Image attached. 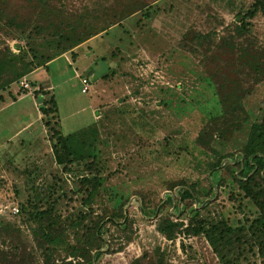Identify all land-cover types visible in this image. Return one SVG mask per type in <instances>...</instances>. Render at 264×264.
I'll return each instance as SVG.
<instances>
[{"label":"rangeland","instance_id":"1","mask_svg":"<svg viewBox=\"0 0 264 264\" xmlns=\"http://www.w3.org/2000/svg\"><path fill=\"white\" fill-rule=\"evenodd\" d=\"M254 1L49 0L46 4L45 0H8L2 5L0 51L8 46L14 53L7 51L3 60L11 59L16 71L23 61L41 65L19 80L13 79L14 69L9 68L5 74L9 85L0 76V264H43L32 256L23 232L5 227L10 219L4 203L26 200L34 185L46 193L58 178L67 183L59 182L60 186L68 188L76 179L55 163L51 131L39 110L43 98L32 95L40 87L55 96L63 133L79 132L72 141L75 156L85 159L100 153L107 159L106 174L111 176L106 199L131 198L126 211L132 221V235L127 233L132 240L108 223L110 253L96 264H130L145 253L152 255L156 248L169 255L171 264H221L204 237L183 234L185 240L173 242L163 236L157 223L174 208L146 220L138 197L147 196L154 206L169 192L170 182L205 178L202 170L208 156L194 140L207 113L218 115L221 108L215 90L202 81L204 68L179 49L181 30L191 25L208 32L216 27L221 34L219 22L227 24L232 18L229 4ZM255 31L264 43V17L256 20ZM80 32L85 39L97 35L73 49L75 56L62 53ZM47 57L53 58L48 66L43 64ZM84 74L92 83L88 93H82L78 77ZM23 79L30 82L31 90L19 95ZM32 82L37 83L36 89ZM247 108L255 113L264 109V82L254 89ZM168 136L173 142L166 152L162 138ZM184 146L189 151L179 159L168 154ZM214 147L220 152L235 150L233 145ZM24 170L30 172L29 184L20 173ZM228 191L224 186L219 190L211 209L234 211ZM256 214L255 210L248 215ZM171 218L183 222L184 228L188 225L187 219L173 214ZM76 263L86 264L85 258L62 253L55 260V264Z\"/></svg>","mask_w":264,"mask_h":264},{"label":"trees","instance_id":"2","mask_svg":"<svg viewBox=\"0 0 264 264\" xmlns=\"http://www.w3.org/2000/svg\"><path fill=\"white\" fill-rule=\"evenodd\" d=\"M45 2L47 4L49 0ZM0 4L1 10L8 0H0ZM229 5L232 18L227 24L223 20L219 22L221 34L216 27L202 32L191 25L179 34V49L204 68L202 81L215 90L221 108L218 115L207 113L205 124L194 140L196 147L209 159L202 170L205 178L194 182L187 179L170 182L169 192L154 206L145 195H140L138 200L146 220L170 206L174 208L161 215L157 223V230L168 240L176 242L183 234L204 237L221 264H264V109L255 113L247 108V100L254 89L264 82V43L255 31L256 20L264 17V0H255L249 5ZM83 37L84 32H80L75 40L71 38L62 53L70 52L75 56L73 49L90 39ZM58 46L62 44L59 42ZM4 50L0 51V76L5 82H11L5 75L9 68L14 69L13 79L19 80L41 65L36 60L23 61L16 71L11 59L3 60L7 51L13 52L8 46ZM51 60L53 58L47 57L43 64ZM32 86L38 87L35 82ZM18 94H28V90L21 88ZM32 95L43 98L39 110L51 131V151L56 165L63 172L73 173L76 179L74 186L68 188L67 185L60 186L59 182H66L58 178L51 182L46 193L34 185L26 200L17 204L4 203V211L10 219L5 227L23 232L32 256L43 264H55L62 253L81 256L86 264H96L103 255L110 253L106 236L108 223L116 226L127 240H132L127 234L132 235V221L126 211L131 198L106 199L110 195L106 183L111 176L106 174L107 159L100 153L78 159L72 141L80 134H64L59 128L55 96L42 87ZM2 98L0 95V100ZM172 142L169 136L162 138L166 152ZM216 143L233 145L235 150L220 152L214 147ZM185 151H189L187 146L177 147L168 154L179 159ZM20 173L27 176L26 183L29 184L30 172ZM223 186L229 188L228 200L233 204V212L211 209ZM13 207H17V213H13ZM98 209L100 213H97ZM255 210V216L248 215ZM171 214L178 219H187V227L184 228L183 222H174ZM186 246L183 244V249ZM168 258L166 252L156 248L152 255L145 253L130 264H171Z\"/></svg>","mask_w":264,"mask_h":264},{"label":"built area","instance_id":"3","mask_svg":"<svg viewBox=\"0 0 264 264\" xmlns=\"http://www.w3.org/2000/svg\"><path fill=\"white\" fill-rule=\"evenodd\" d=\"M17 52V51H16ZM79 77V79H80V81H81V83H82V93H88L89 91H90V88H91V84H90V82H89V80L86 78V77H84V76H81V75H79L78 76ZM20 87L21 88H24V89H26V90H31V84H30V82L28 81V80H26V79H23L21 82H20ZM6 208H8V207H6ZM12 211H13V213H17L18 212V209H17V207H13L12 208ZM184 239L185 240V238L182 236V235H180V236H178V238L177 239ZM191 239V238H190ZM72 260L70 259V262H71ZM75 262V261H74ZM76 264H78V263H76Z\"/></svg>","mask_w":264,"mask_h":264},{"label":"crops","instance_id":"4","mask_svg":"<svg viewBox=\"0 0 264 264\" xmlns=\"http://www.w3.org/2000/svg\"><path fill=\"white\" fill-rule=\"evenodd\" d=\"M52 61H53V60H51L50 62H48V63H47V66H48V64H50ZM88 72H89V71H88ZM88 72H87V73H88ZM87 73H85V74L87 75ZM85 74H84V77H86V78L89 80V82H90V78H89L88 76H86ZM26 80H27V79H26ZM90 83H91V82H90ZM91 84H92V83H91Z\"/></svg>","mask_w":264,"mask_h":264}]
</instances>
